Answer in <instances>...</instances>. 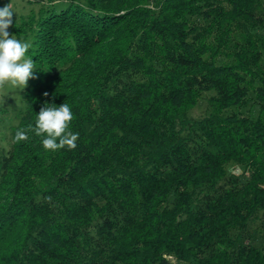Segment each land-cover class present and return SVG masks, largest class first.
<instances>
[{"label":"trees","instance_id":"16d2710c","mask_svg":"<svg viewBox=\"0 0 264 264\" xmlns=\"http://www.w3.org/2000/svg\"><path fill=\"white\" fill-rule=\"evenodd\" d=\"M8 32L36 69L0 264H264V0H47ZM63 103L77 147L45 150L28 125Z\"/></svg>","mask_w":264,"mask_h":264},{"label":"clouds","instance_id":"9594fccd","mask_svg":"<svg viewBox=\"0 0 264 264\" xmlns=\"http://www.w3.org/2000/svg\"><path fill=\"white\" fill-rule=\"evenodd\" d=\"M14 14L10 3L0 8V90L8 85L22 91L28 81L35 78L33 73L36 67L32 58H25L32 46L31 41L18 40L8 32ZM72 119L73 113L68 104L63 103L58 107L45 104L37 115L35 127L28 125L27 131H34L37 137H44L42 146L45 150L57 151L65 147L72 150L77 147L79 138L78 132L69 131ZM27 131L18 129L14 141H26L29 138Z\"/></svg>","mask_w":264,"mask_h":264},{"label":"rangeland","instance_id":"374dc122","mask_svg":"<svg viewBox=\"0 0 264 264\" xmlns=\"http://www.w3.org/2000/svg\"><path fill=\"white\" fill-rule=\"evenodd\" d=\"M60 1L63 2L65 0ZM9 3L15 12L13 22L19 24L20 20L25 19L28 14L35 13L40 6L46 5L47 0H42V2H36V0H0V8ZM18 40L29 41L23 40L21 37ZM25 58H27L26 55ZM211 94L212 92L203 93L197 103L186 111V118L197 120L210 113L211 107L207 99ZM23 107L24 102L21 98L20 89H14L6 85L4 90H0V152L10 148V126L18 122V113ZM169 260L170 264H181L172 258Z\"/></svg>","mask_w":264,"mask_h":264}]
</instances>
